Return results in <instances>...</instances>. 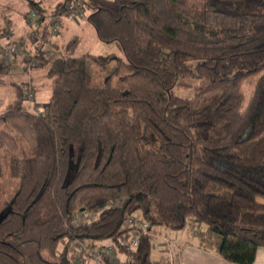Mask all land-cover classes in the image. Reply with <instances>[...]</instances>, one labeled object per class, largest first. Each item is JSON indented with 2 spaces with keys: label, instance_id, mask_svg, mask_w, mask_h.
<instances>
[{
  "label": "trees",
  "instance_id": "trees-1",
  "mask_svg": "<svg viewBox=\"0 0 264 264\" xmlns=\"http://www.w3.org/2000/svg\"><path fill=\"white\" fill-rule=\"evenodd\" d=\"M72 1L51 11L30 1L25 12L38 16L44 44L63 53L34 57L49 68L46 112L26 106L29 83L0 80L15 93L0 113V152L23 154L10 159L19 188L0 220V264H74L79 241L111 242L125 255L136 215L153 231L180 232L193 219L221 237L224 261L255 264L264 248V0H83L118 60L75 56L78 35L54 42L49 28L57 18L63 26ZM95 65L104 71L97 86ZM9 72L2 61L0 74ZM72 149L78 167L66 183ZM113 202L121 205L107 208ZM101 208L94 222L75 225L77 213ZM152 242L143 236L127 254L154 264Z\"/></svg>",
  "mask_w": 264,
  "mask_h": 264
},
{
  "label": "rangeland",
  "instance_id": "rangeland-1",
  "mask_svg": "<svg viewBox=\"0 0 264 264\" xmlns=\"http://www.w3.org/2000/svg\"><path fill=\"white\" fill-rule=\"evenodd\" d=\"M30 1L40 3L46 10L51 11L64 0H0V64L2 59V49L8 48L10 45L23 43V47L20 49V53L11 56L4 65L9 68L8 74H0V80H5L8 83H29V92H34L35 100L32 103V107L37 108V114L46 112V107L52 96L51 81L48 80L45 75L48 72V67H45L42 63H38L36 69H34L31 76H29L25 67L29 61L35 60L34 57L39 53H44L46 56L51 58L63 56L62 52L50 48L49 45L44 44L39 34L35 33L36 20L31 22L32 26L27 24L28 18L25 17V12L28 9ZM89 11L85 17L81 20H73L69 18H63L64 28H60V34L57 38H54V42L63 45L67 44L74 36H80L82 43L76 51L75 56L81 57L85 54H91L94 56H108L115 55L116 60L124 58V55L118 50L115 43H104L102 42L96 33L94 27L87 21ZM10 22V23H9ZM71 24L70 27H66ZM10 24L9 33L5 30ZM6 33V34H5ZM116 60H113L110 66H114ZM104 71L99 66L95 65L92 72V85L97 86L104 79ZM112 76V75H109ZM116 79H114V82ZM196 84H199L197 82ZM195 84V85H196ZM177 93L190 99L194 96V89L185 90L178 89ZM26 94V96H27ZM15 99V93L11 86L0 85V113L6 110V107L13 102ZM26 106L30 104L26 102ZM34 112V113H35ZM9 133L15 135V133L8 127L4 128ZM145 138L151 144L159 145V141L154 138L149 130L145 131ZM23 154L10 153L8 151L0 152V161L2 164V176L0 177V220L6 215L11 209V202L15 197L16 191L19 188L18 179L12 178L10 174V159L22 158ZM78 163L74 160V151L71 150V163L69 172L66 177V183H69L74 178L77 171ZM209 192L219 196H230L231 191L225 188L211 187ZM67 244L66 241L61 243L59 252H61L64 246ZM73 246L70 248V253L73 252ZM153 258L157 264H167L168 256L166 253H156V249L153 248Z\"/></svg>",
  "mask_w": 264,
  "mask_h": 264
},
{
  "label": "built area",
  "instance_id": "built-area-1",
  "mask_svg": "<svg viewBox=\"0 0 264 264\" xmlns=\"http://www.w3.org/2000/svg\"><path fill=\"white\" fill-rule=\"evenodd\" d=\"M86 13L87 8L83 0H73L67 9L68 18L73 20L83 19ZM28 20L34 22L38 20V16L36 13L32 12ZM61 27V19L57 18L56 24L50 26L49 29H51L54 36L57 37L60 34ZM22 47L23 43L19 42L18 44L10 45L6 49L3 48L1 51L2 60L6 62L11 56L19 54ZM37 66V61H29L25 67L26 73L31 76ZM34 100L35 95L34 92L31 91L26 96V102L30 104L28 108L33 113L37 111L36 107H32ZM35 114H37V112H35ZM120 205V202H113L110 203L107 208H116ZM104 209L105 208H101L95 212L77 213L75 216V225L80 226L94 222ZM127 227L133 229L131 235L122 241V248H124L127 253H131L137 249L143 236L155 237L154 231L150 228L149 223L137 215L127 220ZM164 242L169 244L170 240L166 237L164 238ZM73 250L76 253L74 264H138L132 255L127 253L125 255L121 254L117 246L111 242L105 244L96 243L93 247H90L87 242L79 241L73 245Z\"/></svg>",
  "mask_w": 264,
  "mask_h": 264
},
{
  "label": "crops",
  "instance_id": "crops-1",
  "mask_svg": "<svg viewBox=\"0 0 264 264\" xmlns=\"http://www.w3.org/2000/svg\"><path fill=\"white\" fill-rule=\"evenodd\" d=\"M70 25L68 23L66 27ZM154 234L153 248L158 254L166 253L167 264H232L219 256L221 237L193 219L188 220L183 231L171 232L157 228ZM166 237L170 240L169 244L164 242ZM152 259L157 264L153 255ZM255 264H264V248L258 249Z\"/></svg>",
  "mask_w": 264,
  "mask_h": 264
}]
</instances>
